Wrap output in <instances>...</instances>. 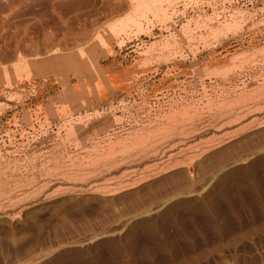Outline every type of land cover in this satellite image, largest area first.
<instances>
[{"label":"rangeland","instance_id":"rangeland-1","mask_svg":"<svg viewBox=\"0 0 264 264\" xmlns=\"http://www.w3.org/2000/svg\"><path fill=\"white\" fill-rule=\"evenodd\" d=\"M31 1L0 3V264H264V0Z\"/></svg>","mask_w":264,"mask_h":264},{"label":"bare ground","instance_id":"bare-ground-1","mask_svg":"<svg viewBox=\"0 0 264 264\" xmlns=\"http://www.w3.org/2000/svg\"><path fill=\"white\" fill-rule=\"evenodd\" d=\"M1 1L2 0H0V3H1ZM6 1V3L7 4H9V5H13V7H11V8H19V10L21 9V8H24L27 4H28V2L30 1V0H4V2ZM39 1H42V0H39ZM54 1V0H53ZM56 2L58 1V3H56V4H59V6L61 5L62 6V8H73V7H80V6H86V5H89V1L90 0H55ZM92 1V0H91ZM90 1V2H91ZM102 1V0H101ZM31 2H35L34 0L33 1H31ZM103 2H104V0H103ZM3 3V2H2ZM31 4L30 3V5L28 6V8H31L30 6L31 5H34V4ZM88 3V4H87ZM94 3V2H93ZM5 4V3H4ZM103 4V3H102ZM108 4V3H107ZM8 5V6H9ZM40 5V4H39ZM92 5V4H91ZM95 6H96V3H95ZM95 6H93L92 8H94ZM102 6V5H101ZM106 6V5H105ZM100 7V6H99ZM102 7H104V6H102ZM10 8V9H11ZM87 8H88V6H87ZM108 8V7H107ZM25 9V8H24ZM40 9H42V8H40ZM16 10V9H15ZM28 10V9H27ZM36 10V9H35ZM47 10V9H46ZM45 10V11H46ZM17 11V10H16ZM34 11V10H33ZM48 11V10H47ZM21 11H19V12H17V13H20ZM26 12V11H25ZM55 12V11H54ZM53 12V13H54ZM4 13V12H3ZM11 13V12H10ZM14 13V12H13ZM33 13V12H32ZM52 13V12H51ZM52 13V14H53ZM60 13V12H59ZM5 14V13H4ZM6 14H8V13H6ZM5 14V15H6ZM21 14H22V12H21ZM28 14H30V13H28ZM45 14V13H44ZM20 15V14H19ZM38 15V14H37ZM60 15V14H59ZM7 16V15H6ZM17 16H18V14H17ZM48 16V15H47ZM61 16V15H60ZM10 17V16H9ZM32 17V16H31ZM41 17V16H40ZM2 18V17H1ZM0 18V19H1ZM6 18V17H5ZM3 19V18H2ZM2 19H1V21H2ZM9 19V18H8ZM4 20V19H3ZM49 20V19H48ZM3 22V21H2ZM17 22V21H16ZM22 22V21H21ZM26 22V21H25ZM62 22H64V21H62ZM41 24H43V23H41ZM28 26H30V25H28ZM4 27V26H3ZM26 27H27V24H26ZM5 28V27H4ZM30 28V27H29ZM50 28V27H49ZM19 29V28H18ZM24 29V28H23ZM34 29V28H33ZM41 29V28H40ZM52 29V28H51ZM21 31V30H20ZM24 31V30H23ZM18 32H19V30H18ZM21 35V34H20ZM56 35V34H55ZM56 38V37H55ZM3 46V45H2Z\"/></svg>","mask_w":264,"mask_h":264}]
</instances>
